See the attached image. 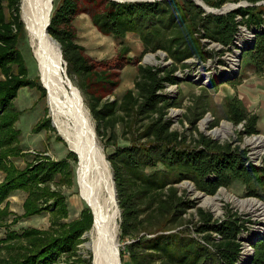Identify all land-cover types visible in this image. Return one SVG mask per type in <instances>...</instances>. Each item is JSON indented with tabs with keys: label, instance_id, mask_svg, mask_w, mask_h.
<instances>
[{
	"label": "trees",
	"instance_id": "trees-1",
	"mask_svg": "<svg viewBox=\"0 0 264 264\" xmlns=\"http://www.w3.org/2000/svg\"><path fill=\"white\" fill-rule=\"evenodd\" d=\"M203 1L214 8L226 2ZM80 13H87L104 35L117 38L128 33L137 35L144 52H165L171 66L138 63L133 87L111 99L119 83L118 72L107 61L88 58L84 47L76 42L73 20ZM240 26L253 32L250 43L245 46L244 41L240 45L245 46L240 51L241 58L257 74L264 75V7H237L214 13L206 12L193 0H61L50 14L48 34L60 46L68 75L74 74L78 79V88L96 122V132L110 129L114 133L119 125L127 139L124 145L113 141L114 150L107 160L120 208V236L129 239L126 252L130 264H236L239 259L242 244L238 236L247 229L244 222L249 221L242 220L228 206L221 219L197 208L198 221L193 230L201 235V240L196 239L182 227L183 215L192 205L179 193L176 184L188 180L197 190L213 195L219 188L239 182L245 196L264 203V160L255 165L250 162L246 148L231 141L221 143L203 133L187 141L184 133L171 128V120L166 117L169 108L180 107L178 97L170 98L163 89L179 83L175 71L188 66L185 60L195 58L202 63L218 53L207 48L208 42L221 45L219 53L228 51ZM21 29L19 0H0V72L4 76L0 80V149L8 147L15 134L13 123L17 113L10 103L16 91L30 86L43 92L40 85L26 78L23 58L16 48ZM128 49L123 48L122 54ZM13 65L16 74L12 73ZM200 107L198 116L208 110L207 101H201ZM224 111L228 121L241 125L237 131L239 139L259 133L257 114L250 112L237 96L225 101ZM189 122L194 123V119ZM3 151L2 156L10 152L9 148ZM66 167L65 160H47L34 164L31 170H15L0 159V168L6 172L0 184V202L12 190L26 189L28 195L23 204L26 214L50 208L51 204L46 202L53 198V217H64V199L51 191L47 183ZM40 200L45 204L43 207ZM53 217L47 230L21 232L28 243L18 245L20 252L12 264H49L58 253H75L82 234L93 222L89 208L80 219L70 223ZM11 237L9 234L6 241ZM250 240H253L252 255L247 264H264V236Z\"/></svg>",
	"mask_w": 264,
	"mask_h": 264
},
{
	"label": "rangeland",
	"instance_id": "rangeland-1",
	"mask_svg": "<svg viewBox=\"0 0 264 264\" xmlns=\"http://www.w3.org/2000/svg\"><path fill=\"white\" fill-rule=\"evenodd\" d=\"M60 1L53 0L52 11L59 5ZM195 1L201 3V7L206 12L224 13L237 7H264V0H226L219 8L211 7L203 0ZM3 4L5 6V15L8 17L6 2H3ZM20 4L21 1L19 0V16L22 22V29L18 33L16 48L23 58L27 71L26 78L40 85L43 88V92L37 87L30 86H22L16 91V96L10 103L17 113L16 120L13 123L15 134L12 135V141L8 147L0 149V159L5 166L15 170H24L26 168L31 170L34 164L41 161L55 162L65 160L67 167L61 172L58 171L47 184L51 191L58 193L64 199L66 213L64 217L60 215L53 217L54 199L51 198L46 202V204H51L50 208L38 213L26 214L23 204L28 195L27 190L21 188L12 190L0 202V264H12L14 262L13 259L17 258L20 252L18 245L28 243L24 234L21 235V232L47 230L51 225L52 217L60 222L70 223L80 219L82 212L89 208L80 195L77 183L76 154L70 149L67 142L53 125L50 108L47 103L46 90L40 81L36 61L29 44L24 21L22 20ZM73 26L76 34L75 40L84 47V53L88 58L95 61H107L116 68L119 83L114 90V95L110 97L111 99L120 97L126 89L133 87L138 63L160 67H170L172 64L171 59L167 58L165 52L160 50L144 52L140 39L133 33H128L121 38L100 33L91 22L87 13L77 15L73 20ZM249 34L252 36L251 30L246 29L245 26H240L233 42L234 45H230L229 50L224 51V53H219L222 49L221 45L215 42H208L207 48L218 53H215L202 63L195 58L185 60L188 66L184 68L178 67L175 71L179 83L166 85L163 92L170 98L178 97L180 107L169 108L166 117L171 120V128L184 133L187 136V141H191L193 137L196 138L198 133H203L221 143L226 141L235 142L248 150L250 162L257 165L264 160V75L257 74L251 64L243 58L237 57L241 48L250 43L246 41L249 38ZM244 41H246L244 43L245 46L240 47ZM125 47L129 48L128 52L122 54V50ZM120 54L122 57L119 56ZM218 60L222 62L220 63ZM231 65L234 68L230 71V74L220 77L221 72L230 68ZM117 66L119 67L117 68ZM64 69L68 78L64 73ZM61 71L65 84L74 90L83 110L87 113L89 123L94 129L98 143L109 165L118 211L116 242L118 253L121 257L120 264H130L126 252L129 239L120 236L118 224L120 208L118 206L113 173L107 160V156L114 150L113 141L115 144L124 145L127 144V139L122 135L119 125L114 129V133L110 132V129L105 131L102 129L100 133L96 132V122L90 114L84 94L78 88V79L74 74L68 75L67 64L64 60L62 61ZM12 73H17L14 65L12 66ZM3 78L4 76L0 72V80ZM232 82L236 83L232 85ZM204 88H207V90L203 91ZM77 90L79 93L76 92ZM233 96H237L250 112L260 116L259 133L243 136L239 139L237 131L241 129V125L232 124L224 115V103ZM203 100L207 101L208 110L202 116H198L197 113L201 110L200 104ZM194 114L196 115L193 116ZM193 119L194 123L191 124L189 121ZM255 136L262 137L263 140L257 144L250 142L249 140ZM8 148L10 150L9 154L2 156L1 154L5 152L3 150ZM5 177L6 172L0 168V184ZM176 187L179 193H183L184 197L192 205L183 215L184 225L182 227L188 229V233L198 240H201V235L193 230L194 224L198 221L197 208L211 213L214 219H221L224 217L226 206H228L232 211L238 212L242 220L249 221L244 222L247 229L238 236L242 244L238 259L240 261L239 264L243 263V261L247 262L251 255V242L248 243L249 241L246 238L254 237L252 239H255L264 236V203L257 198L245 196L244 188L239 182H234L228 188H219L213 195H206L197 190L193 183L188 180L177 183ZM256 201L259 202L260 206L254 205ZM39 202L42 207L45 205L42 200ZM57 226V224L54 225V227ZM88 230L85 231V234ZM9 234H12V239L6 241L5 238L9 237ZM85 234L81 236L82 242L76 245L77 250L75 253H58L49 264H89L90 253L84 247V243L87 240Z\"/></svg>",
	"mask_w": 264,
	"mask_h": 264
},
{
	"label": "bare ground",
	"instance_id": "bare-ground-1",
	"mask_svg": "<svg viewBox=\"0 0 264 264\" xmlns=\"http://www.w3.org/2000/svg\"><path fill=\"white\" fill-rule=\"evenodd\" d=\"M20 1L22 20L41 84L46 90L53 125L76 154V176L80 195L88 204L93 216L91 228L86 234L84 233L87 238L84 247L90 253L89 264H120L116 242L118 211L109 165L94 129L89 123L87 113L83 110L74 90L64 82L60 48L46 30L53 0ZM250 40L249 34L246 41L250 42ZM233 68L234 66L231 65L230 68L221 72L220 77L229 75ZM64 73L66 75L65 69ZM76 92L79 93L78 90ZM262 140V137L255 136L249 141L257 144ZM254 205L260 206L257 201ZM252 238L254 237H247L246 240ZM239 262L237 261L236 264Z\"/></svg>",
	"mask_w": 264,
	"mask_h": 264
},
{
	"label": "water",
	"instance_id": "water-1",
	"mask_svg": "<svg viewBox=\"0 0 264 264\" xmlns=\"http://www.w3.org/2000/svg\"><path fill=\"white\" fill-rule=\"evenodd\" d=\"M115 1H120L121 2V0H115ZM123 1V0H122ZM126 1H135V0H126ZM149 1H153V0H149ZM197 5H200V6H202L201 5V3H199L198 1H195V0H193ZM214 13H221V12H214ZM49 21H50V18H49V20H48V22H47V25H46V30H47V26H48V24H49ZM47 33H48V31H47ZM252 36H253V32H252ZM59 45V44H58ZM59 48H60V46H59ZM60 54H61V49H60ZM61 57H62V55H61ZM241 57V55H239V58ZM62 60H63V58H62ZM251 255H252V249H251ZM250 258H251V256H250ZM249 258V259H250ZM249 261V260H248ZM248 261L245 263V264H247L248 263Z\"/></svg>",
	"mask_w": 264,
	"mask_h": 264
},
{
	"label": "crops",
	"instance_id": "crops-1",
	"mask_svg": "<svg viewBox=\"0 0 264 264\" xmlns=\"http://www.w3.org/2000/svg\"><path fill=\"white\" fill-rule=\"evenodd\" d=\"M257 116H258L257 129L260 130V128H259V126H258V124H259V120H260V116H259L258 114H257Z\"/></svg>",
	"mask_w": 264,
	"mask_h": 264
}]
</instances>
